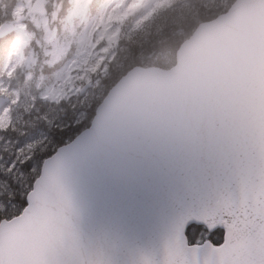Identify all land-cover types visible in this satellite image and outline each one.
Wrapping results in <instances>:
<instances>
[{"label": "water", "instance_id": "obj_1", "mask_svg": "<svg viewBox=\"0 0 264 264\" xmlns=\"http://www.w3.org/2000/svg\"><path fill=\"white\" fill-rule=\"evenodd\" d=\"M175 57L126 71L43 160L0 220V264H264V0L200 22ZM192 224L222 242L189 244Z\"/></svg>", "mask_w": 264, "mask_h": 264}, {"label": "rangeland", "instance_id": "obj_2", "mask_svg": "<svg viewBox=\"0 0 264 264\" xmlns=\"http://www.w3.org/2000/svg\"><path fill=\"white\" fill-rule=\"evenodd\" d=\"M36 1L12 0L5 12L9 18L18 17L34 8ZM163 1L103 0L97 9L99 0L95 5L92 0H69L61 10V1L42 0L40 12L30 13L11 38L0 76V95L9 96L10 103L0 110V128L14 127L15 114L21 107L36 108V99L50 104L93 99L99 71L114 56L119 32ZM0 4L3 13L7 5L3 0ZM33 137L27 135L16 147L11 141L1 144L8 159L0 154V168L11 169L10 154L19 153Z\"/></svg>", "mask_w": 264, "mask_h": 264}, {"label": "trees", "instance_id": "obj_3", "mask_svg": "<svg viewBox=\"0 0 264 264\" xmlns=\"http://www.w3.org/2000/svg\"><path fill=\"white\" fill-rule=\"evenodd\" d=\"M12 0H3L5 6L0 21L8 18L5 11ZM61 1V7L69 0ZM235 0H166L154 6L147 15L119 32L114 56L107 60L99 71V84L94 98L74 103L60 99L54 103L36 99L35 107H21L15 114V126L0 128V154L6 157L1 144L11 141L15 147L27 137L29 140L19 153H11V169L0 168V220L18 215L26 204V195L33 181L39 174L43 160L55 150L72 140L81 130L89 126L97 104L103 99L110 87L130 68L136 65L143 67L158 66L169 68L176 62V50L181 42L190 36L196 26L203 21L211 20L223 13ZM98 0H92L95 5ZM103 0H99L97 9ZM10 37V36H9ZM10 39L0 38V76ZM57 112L56 116H53ZM12 149L14 147H11ZM8 153V152H7ZM9 154V153H8ZM9 167V164L6 165ZM7 172V173H3ZM209 239L213 244L223 240V230L216 228L207 231L203 226L192 224L186 229L190 244Z\"/></svg>", "mask_w": 264, "mask_h": 264}, {"label": "flooded vegetation", "instance_id": "obj_4", "mask_svg": "<svg viewBox=\"0 0 264 264\" xmlns=\"http://www.w3.org/2000/svg\"><path fill=\"white\" fill-rule=\"evenodd\" d=\"M41 3H42V0H37L36 1V3H35V7H34V9H37V10H39V12H40V10L41 9H39L40 7H41ZM1 5V4H0ZM1 8H4L2 5H1V7H0V9ZM26 13V12H25ZM29 16V15H28ZM8 20H4V21H1L0 23H3V22H7V21H11L13 18H7ZM8 36H11V35H7V37ZM2 38V37H1Z\"/></svg>", "mask_w": 264, "mask_h": 264}]
</instances>
